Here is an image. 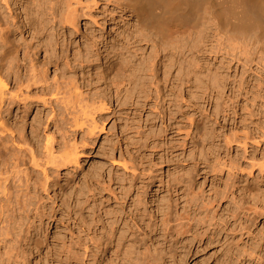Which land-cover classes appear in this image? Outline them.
<instances>
[{"label":"rangeland","instance_id":"rangeland-1","mask_svg":"<svg viewBox=\"0 0 264 264\" xmlns=\"http://www.w3.org/2000/svg\"><path fill=\"white\" fill-rule=\"evenodd\" d=\"M70 4L80 15L77 29L66 24L36 38L21 19V29L10 39L21 59L26 47L40 65L49 57L54 61L58 57L57 63L48 65L50 84L63 73L66 80L77 79L89 99H99L108 89L99 76L110 75L104 58L114 48L127 47L125 33L134 32L136 19L111 0H70ZM50 40L51 49L47 47ZM216 43H207L200 56L195 54L200 62L197 90L184 85L176 68L163 76L166 59L157 66L158 75L138 73L130 94L124 86L119 97L115 89L109 90V112L94 115L101 126L97 137L87 133L90 124L82 114L78 127L72 125V112L61 108L62 102L44 106V95L34 88L18 90L13 79L9 88L16 98L12 97L5 120L27 124V135L33 124L40 135L36 134L39 149L44 148L48 135H54L57 149L72 144L81 155L78 167L51 168V189L46 193L39 189L36 195L41 212L32 208L28 214L33 222L30 230L26 227L29 234L18 237V244L11 242L15 249L0 243V255L4 250H26L28 264H65L66 247L75 239L89 243L91 236L97 242L90 246L86 264H155L144 248L152 237L157 250H164L166 264H264V60H235L225 52L216 53ZM136 47L138 53L132 50L139 56L135 62L139 64L143 57L149 60V45ZM79 51L101 54V67L96 63L97 68L82 70L74 59ZM209 73L220 77L221 90L212 85L206 90ZM53 115L59 119L53 120ZM59 115H66L63 118L69 122L65 124ZM55 120L60 131L52 123ZM33 176L43 179L38 170ZM226 192L216 231L203 236L208 215L202 206L221 200ZM184 210L191 226L182 235L171 232L173 240L171 236L164 240L162 221L169 211L176 216ZM131 214L137 216L135 224L128 218ZM103 228L109 235H103Z\"/></svg>","mask_w":264,"mask_h":264},{"label":"bare ground","instance_id":"bare-ground-1","mask_svg":"<svg viewBox=\"0 0 264 264\" xmlns=\"http://www.w3.org/2000/svg\"><path fill=\"white\" fill-rule=\"evenodd\" d=\"M111 1H114L123 12L130 13L136 19L134 32L128 35L125 33L124 37V43H126V48L128 49L127 53H133V56L131 58L125 57L127 53H122L124 49L126 50L125 47L122 50L115 48L112 51L110 50L111 53H108L107 57L104 58L110 75L106 76V74H103L99 76L103 79V82H106L108 89L106 93L103 91L105 95H101L103 96L102 98L98 97L99 99L91 100L89 99V95L88 97L87 94L85 95L87 92H83V87L77 79L71 78L66 80L63 73L61 74V78L55 79L54 84L53 82L52 84L49 83L47 75V71L49 70L48 65L57 63L59 61L58 57L55 61L53 57H49L48 62L40 65V63H37L30 56V48L26 47L23 59H21L18 55V48L10 39L11 34L21 29V25H23L21 19L26 21V23L24 22V26H29L34 31L36 38H40L48 32L55 31L58 26L61 27L66 24L77 29L80 24V15L72 7L73 4H70V0H66L64 5L62 4V0H0V243L4 242V245L7 246L6 249H15V245L12 244L14 242L18 244V237L23 238L26 236L22 237L24 233L29 234L30 225L33 222H31L32 219L28 214L32 212V208H36L33 212H41V209H39L40 200L36 195H38L37 193L40 190L46 193L51 189V175L49 176L51 168L61 169L69 165L78 167L81 155L77 146L72 144V146H69L67 145L68 142L67 144L64 143L66 141H63V145L67 146L61 148V144L60 148L58 147L57 149L54 146L55 138H51L54 135L47 136L46 144L44 148H41V151L39 146H37V135L39 134H37L33 124L30 125L32 129L29 132L30 134L27 135L25 133V125L27 124H9L5 120L3 116L6 111H9L7 109L11 108L10 106L16 98L14 92H11V88H9L13 79L18 90L22 88L28 90L34 88L39 95H44L46 98L42 101L44 106L53 104L54 102H62L61 105L63 107L61 108L71 110L72 112L69 114L73 116L72 118L70 117L73 121L72 125L75 124L78 127L80 123L79 118L86 117L84 119L90 124V130H87V133L90 137H97L99 134L97 130L100 131L101 126H98L100 122L94 118V115L97 111H103L104 114L109 112L108 109L112 105V94L109 93V90L115 89V96L119 97L122 93L121 88L124 86V89L127 88L126 93L130 94L133 91L132 89H134L133 85L136 83L135 77H137V74L147 72L152 76L158 75L157 70L159 69H157V66L162 59H166L163 76L168 77L173 68H176L178 71L177 75L184 81V85L187 84L189 89L196 90L198 85H196V81L200 74V62L195 59V54L200 56L207 49V43L213 44V42L217 41L214 46L216 53L225 52L238 61H248L255 57L262 61L264 60V0ZM203 23L206 25H203ZM47 43V47L50 49L54 48L51 40ZM141 43L149 45L151 53L149 60L143 57V60H140V63L137 64L135 59L139 57L137 54L139 51L136 45H140ZM133 49H136L137 53L136 51L133 52ZM83 53L79 51L74 54L75 62H78L82 70L95 68L97 66L96 63L99 64L97 67H101V54L92 56L91 54L93 53ZM52 54L54 53L52 52ZM187 55L189 57L186 58ZM180 57L183 60L179 59ZM67 59L69 60L68 57ZM113 59L117 60L111 62ZM68 60L66 65L70 66ZM119 61L122 62L119 63ZM206 76L209 78V84L206 85L207 91L212 89L211 85L218 91L223 88L221 79H218L220 78L219 76H213L211 73ZM47 96L49 99H47ZM12 97L14 98L13 100ZM23 100V104L28 101L25 98ZM66 113L68 114V112ZM81 114L83 116L79 117ZM60 115L59 117H61ZM56 116L53 115V120L58 118ZM65 116L61 118L65 120L63 118ZM86 120L84 121L86 122ZM58 122L55 120L52 123L60 131ZM63 122L65 123L66 120ZM64 123L63 125L66 124ZM38 127L40 126L38 125ZM39 145H41L40 142ZM37 170L42 173L43 179L34 178L33 174ZM226 200L227 192L221 200L209 201L210 203H204L205 205L202 206L206 209L207 213L205 214L208 215L207 226L202 234L203 236L213 234L216 231L218 226V210L221 203ZM215 202L217 205L213 206ZM25 214L27 216H24ZM114 214H117V212ZM186 215L187 210H184L182 213H176V216L171 211L168 212L166 218L162 221L164 240H167L168 236H171V240H173L171 232L182 235L183 230L191 226L189 225L190 219ZM42 216H44L43 213L41 218ZM128 216L133 222L137 217L134 214ZM113 220L114 224H116L117 221ZM85 225L88 226V223ZM91 226H88V229ZM26 227H29V230ZM18 229H21L19 233H17ZM103 230V235L105 233L109 235L105 228ZM113 231H115V228ZM87 236L90 235L88 234ZM104 238L102 239L101 237L102 240ZM10 239L11 241H9ZM109 240L111 241L112 239L110 238ZM74 241L69 247H66L67 256L64 260L65 264H86L91 253L90 246H95L97 241L95 238L92 239L91 236L89 243H87L88 241L85 242L84 239H80L79 241L75 239ZM156 243L157 241L154 238L149 237L148 242L146 241L144 246L145 250L151 253V260L155 264L168 263L163 256L164 250H157ZM159 245L161 244L157 246ZM27 256L26 250H4V253L0 255V264H28Z\"/></svg>","mask_w":264,"mask_h":264}]
</instances>
